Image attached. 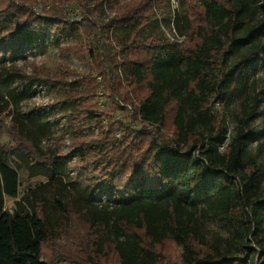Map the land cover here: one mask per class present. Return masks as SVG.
Masks as SVG:
<instances>
[{
    "label": "trees",
    "instance_id": "16d2710c",
    "mask_svg": "<svg viewBox=\"0 0 264 264\" xmlns=\"http://www.w3.org/2000/svg\"><path fill=\"white\" fill-rule=\"evenodd\" d=\"M56 1L37 10V0H0V117L16 122L12 126L28 148L21 150L34 156L33 163L55 174L62 162L73 174L70 184L82 187L88 203L83 210L66 205L58 194L52 197L72 223L70 234H89L95 250L105 246V257L111 252L114 264H157L155 248L163 241L182 250L177 264H239L207 239L203 219L219 220L233 241L252 229L255 235L264 232V191L250 149L259 133L239 126L219 151L228 133L215 126L207 104L219 91L228 100L245 95L249 101L254 76L264 72V0H201L184 25L173 20L180 34L177 52L166 51V39L157 33L144 38L139 33L165 0H79L77 22ZM107 4L113 14L103 21L98 10ZM133 21L139 30L116 46L114 30ZM56 23L63 24L59 29L81 25L88 37L83 54L94 72L79 79V87L62 75L49 78L20 66L29 56L45 54ZM229 57L218 79L214 70ZM46 86L63 90L58 103H72L81 119L92 122L93 134L76 131L68 154L59 149L40 154L28 134L33 129L23 132L20 119L30 112L21 105L36 87ZM98 93L102 106L97 101L92 107ZM125 104L132 105L134 117L139 110L142 120L159 123L163 132L134 129ZM8 151L0 145V264H47L42 252L51 235L42 209L21 213L5 205L19 187L17 171L4 160Z\"/></svg>",
    "mask_w": 264,
    "mask_h": 264
},
{
    "label": "rangeland",
    "instance_id": "374dc122",
    "mask_svg": "<svg viewBox=\"0 0 264 264\" xmlns=\"http://www.w3.org/2000/svg\"><path fill=\"white\" fill-rule=\"evenodd\" d=\"M37 1V10L46 8L52 3L51 0ZM200 1L165 0L161 4L163 7L156 5L146 28L137 29V23L134 21L126 26H118L114 30V44L118 47L123 46L126 38L133 31L139 30L142 38L150 33H157L158 36L166 39L164 44L166 51L177 52L181 44L177 42L180 34H178L177 27L173 28V20L178 19L180 27L184 25L190 10L199 5ZM56 4L69 18L76 17L74 12L80 9L79 0H58ZM108 14H113L110 12L109 4L99 7L100 19L106 21ZM62 25L60 23L52 25L56 29L48 34L51 40L46 42L48 46L45 54L29 56L20 62V66L26 71L38 75L44 74L49 78L62 75L64 81L68 83L77 81V83H71L72 87H79L81 84L78 80L94 72L90 60L83 54L84 48L89 45L88 37L82 32L81 25L59 29ZM229 61L230 57L225 64L216 66L214 74L218 79L229 67ZM35 90L33 98L23 103L20 108L22 111H29L30 114L20 120L25 125L23 132H26V135L27 128L28 131L30 127L33 129V133L28 134L33 136L40 154L49 151L54 155L58 149L62 154H68L76 131H80V135L84 137L93 134L90 133L93 131L92 122L81 119L79 114L73 111L72 103L61 105L58 103L64 99L63 90L55 91L47 86L36 87ZM217 93L213 92L209 96L207 104L211 114L215 117L214 122L217 128L226 129L229 137L239 126L244 125H246L245 130H256L259 133L258 139L250 146V149L259 165L260 187L264 191V72L260 70L254 76V84L249 91V101H245V95L228 100V96L222 94L221 91H219V97ZM97 101L99 99L96 100L93 97L90 101L91 106L96 107ZM114 112L116 115L125 116L123 110ZM15 123L9 117H0V145L10 148V151L4 154V160L17 171L19 176L18 195L14 199L7 198L5 205L21 213L33 214L34 210L40 212L42 209L51 235L49 243L43 245L42 259L47 264H114L115 260L111 252L105 257V246L102 247L101 252L95 250L89 234L84 231L70 234L72 223L57 211L52 197L58 194L59 199L66 205L72 203L78 209L83 210L88 203L86 198H82V187L70 184V177L73 174L62 162L58 163V172L55 174H52L44 165L33 163L34 156L30 152L22 151L28 148L26 143L17 136L12 126ZM61 140L63 144L59 145ZM87 199L89 200V196ZM203 222L207 239L217 242V247L227 251L228 256L236 259L239 264H243L244 260L246 264H264V232L255 235L252 234V231L254 232L252 229L251 232L245 234L242 241H233L226 228L216 218L206 217ZM213 245L212 242H208V246ZM208 246L205 248H209ZM155 249L160 256L157 264H177L181 259L182 250L173 242L163 241ZM204 252L206 251L200 250L199 253Z\"/></svg>",
    "mask_w": 264,
    "mask_h": 264
},
{
    "label": "built area",
    "instance_id": "2783aa9c",
    "mask_svg": "<svg viewBox=\"0 0 264 264\" xmlns=\"http://www.w3.org/2000/svg\"><path fill=\"white\" fill-rule=\"evenodd\" d=\"M76 10L77 11L74 12L75 15H76V17H70V20L73 21V22L74 21L77 22L80 19L79 9H76ZM130 95L132 96V94H130ZM97 98L99 99L98 105L99 106H102V103H103V100H104L102 94L101 93H98ZM125 108H126L127 111H129L130 115H132L134 117V115H133L134 114V110L132 109V105L125 104ZM135 114H136V116L134 117L135 119L131 123V125H132V127L134 129L145 128L148 131H150L151 133H156V132L162 133L163 132V128L161 127V125L159 123H155V122H152V121H144V120H142V118L140 117L139 110H136V113ZM229 138L230 137L227 134L225 140L221 144H219V147H218L219 148V151H222L223 152L225 150L227 144L229 143Z\"/></svg>",
    "mask_w": 264,
    "mask_h": 264
}]
</instances>
